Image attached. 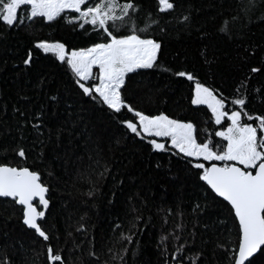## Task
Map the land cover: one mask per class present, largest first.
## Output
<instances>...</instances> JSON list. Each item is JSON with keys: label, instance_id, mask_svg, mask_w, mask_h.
Masks as SVG:
<instances>
[{"label": "snow or ice", "instance_id": "snow-or-ice-1", "mask_svg": "<svg viewBox=\"0 0 264 264\" xmlns=\"http://www.w3.org/2000/svg\"><path fill=\"white\" fill-rule=\"evenodd\" d=\"M57 22L79 29L89 42L70 47L35 39L19 63L27 72L37 54H50L67 81L52 89L54 81L38 77L39 107L20 93L18 100L30 107L0 104V205L11 208L7 219L15 218L38 247L29 256L24 245L15 246L19 241L0 240V264H127V255L136 254L129 246L148 223L141 209L130 208L127 224L114 223L112 236L99 239L89 235L86 214L75 225L67 216L62 239L50 193L63 182L87 198L82 203H94L112 174L106 157L129 140L140 150L168 154L169 164L175 157L195 190L187 219L179 205L165 210L163 225L171 216L172 227L157 245L162 264H264V80H257L264 78V40L248 38L253 23L264 26V0H153L147 9L145 0H0L6 30L31 35ZM172 31H194L209 68L221 44L233 45L235 57L228 58L239 75L227 94L195 70L164 66V37ZM157 69L190 82L183 99L193 118L136 106L130 85ZM201 116L210 129L197 124Z\"/></svg>", "mask_w": 264, "mask_h": 264}, {"label": "trees", "instance_id": "trees-1", "mask_svg": "<svg viewBox=\"0 0 264 264\" xmlns=\"http://www.w3.org/2000/svg\"><path fill=\"white\" fill-rule=\"evenodd\" d=\"M194 2L199 4L202 0ZM152 5L153 0H145L146 9ZM30 31L31 35L19 28L6 30L0 25V104L7 103L11 107L12 104L18 103L30 107L27 102L18 100L17 93H20L32 97V104L39 107L44 100L39 90L35 88L38 77L47 75V79L54 81L48 86L52 89H55L61 80L67 81L68 77L64 75L63 68L57 66L59 62L50 54H37L31 70L21 71L24 66L19 60L33 40H59L70 47L85 46L89 42L88 36L81 34L79 29L73 31L71 25L62 22ZM248 38L255 43L264 40V26L253 23ZM164 40L167 53L162 60L164 66L173 71L195 70L203 82L217 87L224 86L227 94L228 85L239 75V72L232 68L233 60L228 58L235 57L233 45L221 44V50L217 52L218 61L209 68L201 55L203 45L194 31L191 34L172 31ZM177 52L180 53L179 56ZM209 60H212L211 55ZM250 62L255 64L257 61L253 59ZM257 80L264 78L257 77ZM135 81L136 83L130 85V95L135 94L137 107L146 112H155L156 108H160L180 119L193 118V114L186 111L189 107L187 100L183 99L189 94L190 82L159 69L149 70L144 75L135 77ZM253 83L254 86H259L256 82ZM176 102H179V106ZM196 122L201 127L209 129L212 127L210 124H203V116ZM106 158L111 161L112 174L102 181L101 191L94 203H82L81 201L87 198L71 189L70 185L61 182L56 190L50 193L54 205L51 208V219L59 217L63 239L64 218L71 216V223L75 225L79 217L86 214L89 235L94 233L98 239L101 236L108 238L112 236L110 229L114 223L127 224L124 216L126 211L132 207L139 208L142 210L144 221L148 223L140 225L143 230L138 233L137 242L129 246L136 250V254L127 255V264H162L157 245L161 235H166L172 227L171 216L167 217L169 224L163 225L165 210H176L179 205L186 213V219L188 218L187 214L191 212L195 192L190 178L184 171L182 163H176L175 157H171L172 163L169 164L168 154L140 150L131 140L114 155ZM157 162L162 165L159 169L155 167ZM120 180L123 181L122 184L119 183ZM81 191H87V188L84 187ZM113 192L116 193L115 196L112 195ZM109 200L112 203H109ZM65 202L67 208L64 207ZM10 212L11 208L5 210V206L0 205V240L7 238L10 244L19 241L15 246L24 245L27 255L33 256V248L36 247L38 250V247L32 244V238L25 233L15 218L7 219Z\"/></svg>", "mask_w": 264, "mask_h": 264}]
</instances>
